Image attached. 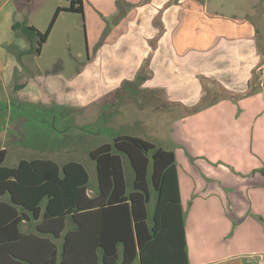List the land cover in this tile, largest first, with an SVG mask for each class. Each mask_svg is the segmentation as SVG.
Segmentation results:
<instances>
[{"label": "crops", "instance_id": "1", "mask_svg": "<svg viewBox=\"0 0 264 264\" xmlns=\"http://www.w3.org/2000/svg\"><path fill=\"white\" fill-rule=\"evenodd\" d=\"M89 1L100 13L98 25H112L89 38L84 68L92 74L81 71L60 83L62 89L51 79L42 78L40 88L14 79L21 69L13 48L22 33L13 25L26 22L38 30L34 12L43 13L50 0H0V99L5 94L32 103L25 97L31 93L42 106L86 107L132 92L146 96L155 111L169 106L167 147L160 146L159 134L142 139L169 151L180 148L173 152L187 264H264V0H83L84 13ZM21 45L17 56L33 54L29 41ZM85 75L93 87L83 93L76 87ZM14 88L18 96L11 94ZM161 123L139 119L122 129L142 133L151 125L162 129ZM96 182L90 177L89 197L96 196ZM29 219L20 227L26 239L0 235V261L60 264L64 235L76 226L67 223L60 231L48 224L41 234V220Z\"/></svg>", "mask_w": 264, "mask_h": 264}, {"label": "trees", "instance_id": "2", "mask_svg": "<svg viewBox=\"0 0 264 264\" xmlns=\"http://www.w3.org/2000/svg\"><path fill=\"white\" fill-rule=\"evenodd\" d=\"M69 2V7L56 9L45 32L26 22L14 24L13 30L20 31L33 45V53L40 55L61 13L84 14L83 0ZM6 156V149H0V198L8 196L0 201V235L14 232L16 238L26 239L29 236L20 227L31 216L41 220L36 228L41 234L48 224L60 225V231L67 223L76 226L64 235L60 264H187L173 151L114 133L111 144L89 154L97 176L93 197L88 195L90 175L82 163L35 159L9 168L4 165ZM123 157L133 174L130 189ZM152 189L157 199L150 216Z\"/></svg>", "mask_w": 264, "mask_h": 264}, {"label": "rangeland", "instance_id": "3", "mask_svg": "<svg viewBox=\"0 0 264 264\" xmlns=\"http://www.w3.org/2000/svg\"><path fill=\"white\" fill-rule=\"evenodd\" d=\"M90 4L92 2L89 1L86 13L83 15L75 13L60 15L54 27L52 40L42 55L33 53L21 58L17 56L21 52V41L28 43L22 34L18 35L15 48H13V54L16 53L15 62L21 69L20 74L16 73L14 76L16 84L29 81L30 85L35 84L40 88L43 84L41 79L44 78L51 79V82L55 80L64 89L65 86L60 83L65 79L77 78V74L81 71L82 73L87 72L86 75L92 74V71L84 68L90 40L94 33L102 32L101 30L111 26L112 23H102V27L100 23L98 25L100 13L95 6ZM65 6H69L68 0H50V6L45 8L43 13H38L37 10L34 12L36 21L33 24L40 31L45 32L56 8ZM261 36H264V29ZM260 45L264 49V40L260 41ZM57 58H60L61 62H54ZM56 75H61V77H55ZM86 75L84 79L77 80L79 87L76 88L81 89L83 93L87 92V88L93 87L89 85V81L92 80ZM70 87V85L66 86V88ZM10 92L18 94L16 88ZM22 94L25 93L22 92ZM30 94L25 97L32 103H19L18 97L5 98V94L0 99V149L7 151L4 163L6 167L14 168L21 160L33 159H54L60 164L78 162L86 166L91 180L95 182V165L90 160L89 154L102 144H111L114 133L134 134L150 140L159 134L157 139H160V146L163 145L166 148L169 144L170 131L163 128L169 106L166 108L162 106L163 110L155 111L151 103L145 102L147 97L142 94L132 92L118 96L109 94L107 98L103 96L86 107L72 104L66 107L60 106V108L35 103L31 101L32 95ZM139 119H144L149 124L155 122L159 124L162 120V129H152L154 125H151V129H143L142 133H132L128 129H122L124 126L134 125L133 123ZM169 149L177 153L180 150L176 147ZM123 164L130 189L133 174L126 157H123ZM178 168L181 174L184 170L186 171L179 157ZM194 169L197 172L196 167ZM156 199V193L152 189V197L148 204L150 216L154 213Z\"/></svg>", "mask_w": 264, "mask_h": 264}]
</instances>
